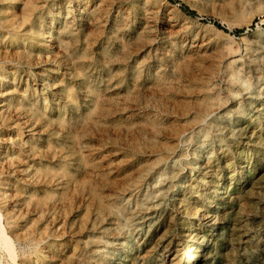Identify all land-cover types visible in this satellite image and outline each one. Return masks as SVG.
I'll return each instance as SVG.
<instances>
[{"label": "rangeland", "instance_id": "obj_1", "mask_svg": "<svg viewBox=\"0 0 264 264\" xmlns=\"http://www.w3.org/2000/svg\"><path fill=\"white\" fill-rule=\"evenodd\" d=\"M173 1L0 0V264H264V0Z\"/></svg>", "mask_w": 264, "mask_h": 264}, {"label": "bare ground", "instance_id": "obj_2", "mask_svg": "<svg viewBox=\"0 0 264 264\" xmlns=\"http://www.w3.org/2000/svg\"><path fill=\"white\" fill-rule=\"evenodd\" d=\"M9 1H11V0H9ZM28 2H29V0H27ZM32 1V0H31ZM113 1V0H112ZM13 2V1H12ZM34 2H35V0H34ZM108 2V1H107ZM31 3V2H30ZM45 3V2H44ZM97 3V2H96ZM100 3V2H99ZM98 3V4H99ZM103 3H105V1H103ZM141 3V2H140ZM101 4V3H100ZM113 4V3H112ZM23 5V4H22ZM42 5V4H41ZM87 5V4H86ZM107 5V4H106ZM28 6H30V5H28ZM45 6V5H44ZM27 7V6H26ZM41 7V6H40ZM96 7V6H95ZM101 7V6H100ZM99 7V8H100ZM109 7V6H108ZM102 8V7H101ZM107 8V7H106ZM108 9V8H107ZM106 9V10H107ZM23 9H21V11H22ZM94 10V9H93ZM25 11V10H24ZM90 11V10H89ZM10 12V11H9ZM8 12V13H9ZM53 12V11H52ZM105 12V11H104ZM23 13V12H22ZM95 13V12H94ZM97 13V12H96ZM156 13V12H155ZM152 14V13H151ZM127 15V14H126ZM148 15V14H147ZM153 15V14H152ZM160 15V14H159ZM15 16V15H14ZM107 16V15H106ZM161 16V15H160ZM96 17H97V15H96ZM108 17V16H107ZM15 18V17H14ZM106 18V17H105ZM20 19H21V16H20ZM23 19V18H22ZM21 19V20H22ZM118 19V18H117ZM148 19V18H147ZM158 19V18H157ZM160 19V18H159ZM10 20V19H9ZM14 20V19H13ZM72 20V19H71ZM76 20V19H75ZM99 20V19H98ZM149 20V19H148ZM78 21V20H77ZM145 21V20H144ZM157 21V20H156ZM5 22V21H4ZM21 23V22H20ZM73 23V22H72ZM92 23V22H91ZM103 23V22H102ZM107 23V22H106ZM164 23V22H163ZM75 24V23H74ZM73 24V25H74ZM95 25V24H94ZM99 25V24H98ZM172 25V24H171ZM75 26V25H74ZM97 26V25H96ZM98 27V26H97ZM158 27V26H157ZM57 29V28H56ZM66 29V28H65ZM64 29V30H65ZM99 29H101V28H99ZM142 30V29H141ZM172 30H173V28H172ZM76 31V30H75ZM96 31H97V29H96ZM5 32V31H4ZM74 32V31H73ZM88 32V31H87ZM98 32V31H97ZM170 32V31H169ZM94 33V32H93ZM99 35V34H98ZM97 35V36H98ZM102 35V34H101ZM44 36V35H43ZM94 37V36H93ZM107 37H109V36H107ZM50 38V37H49ZM49 38H47V39H49ZM62 38V37H61ZM70 38V37H69ZM95 38H97V37H95ZM14 39V38H13ZM93 39V38H92ZM109 40V39H108ZM70 41V40H69ZM38 42V41H37ZM134 42V41H133ZM17 43V42H16ZM22 43V42H21ZM71 44V43H70ZM73 44V43H72ZM93 44V43H92ZM106 44V43H105ZM151 44H152V42H151ZM91 45V44H90ZM90 45H88V46H90ZM147 45V44H146ZM149 45V44H148ZM73 46V45H72ZM71 46V47H72ZM50 47V46H49ZM47 49V48H46ZM18 51V50H17ZM5 52V51H4ZM24 52V51H23ZM57 52V51H56ZM26 56V55H25ZM4 57H5V55H4ZM24 58V57H23ZM36 58V57H35ZM79 59V58H78ZM116 59V58H115ZM190 59V58H189ZM24 60V59H23ZM26 60V59H25ZM83 61V60H82ZM192 61V60H191ZM34 62V61H33ZM109 62V61H108ZM12 63V62H11ZM13 64V63H12ZM56 65V64H55ZM36 66V65H35ZM190 67L192 66L193 67V65H189ZM197 66V65H196ZM112 67V66H111ZM189 69V68H188ZM191 69H193V68H191ZM195 70H197V69H195ZM10 71V70H9ZM181 71V70H180ZM183 71V70H182ZM187 71V70H186ZM177 72H178V70H177ZM189 72V71H188ZM179 73V72H178ZM182 74V73H181ZM184 74V73H183ZM187 75H188V73H187ZM191 75V74H190ZM186 76V75H185ZM185 76H183V77H185ZM194 76H196V75H194ZM201 76H204V75H201ZM118 77V76H117ZM193 77V76H192ZM1 78V77H0ZM196 78V77H195ZM175 79H177V78H175ZM180 79V78H179ZM179 79H177V80H179ZM188 79V78H187ZM191 79V78H190ZM189 79V80H190ZM181 80H184V78L183 79H181ZM186 80V79H185ZM8 81V80H7ZM95 81V80H94ZM192 81V80H191ZM9 82V81H8ZM170 82V81H169ZM173 82H174V79H173ZM210 83H211V81H209ZM74 83H75V81H74ZM179 83V82H178ZM181 83V82H180ZM197 83H198V81H197ZM209 83V84H210ZM109 84V83H108ZM208 84V85H209ZM178 85V84H177ZM161 86V85H160ZM159 86V87H160ZM166 86V85H165ZM167 87V86H166ZM165 87V88H166ZM171 87V86H170ZM179 87V86H178ZM100 88V87H99ZM112 88V87H111ZM164 88V87H163ZM162 88V89H163ZM172 88V87H171ZM176 88V87H175ZM210 88V87H209ZM96 89V88H95ZM174 89V88H173ZM196 89V88H195ZM47 90V89H46ZM52 90V89H51ZM168 90V89H167ZM162 91V90H161ZM160 91V92H161ZM174 91V90H173ZM172 91V92H173ZM204 91V90H203ZM206 91V90H205ZM167 92H171V91H167ZM190 92V91H189ZM189 92H188V94H189ZM3 94L5 93L4 91L2 92ZM7 93V92H6ZM5 93V94H6ZM107 93V92H106ZM159 93V92H158ZM162 93V92H161ZM166 92H164L163 94H165ZM175 93V92H174ZM179 93V92H178ZM3 94H1V95H3ZM4 94V95H5ZM114 94V93H113ZM177 94V93H176ZM184 96H186V93L184 92ZM194 94V93H193ZM124 95V94H123ZM182 95V94H181ZM198 95V94H197ZM223 95V94H222ZM58 96V95H57ZM56 96V97H57ZM179 96V95H178ZM119 97V96H118ZM131 97V96H130ZM120 98V97H119ZM129 98V97H128ZM122 99V98H121ZM131 99V98H130ZM166 99V98H165ZM114 100V99H113ZM118 100V99H117ZM124 100H125V98H124ZM164 100V99H163ZM208 100V99H207ZM212 100V99H211ZM39 101V100H38ZM111 101V100H110ZM120 101H122V100H120ZM161 101V100H160ZM166 101H169V100H167L166 99ZM171 101V100H170ZM183 101H184V99H183ZM245 101V100H244ZM244 101H242V102H244ZM46 102V101H45ZM119 102V101H118ZM174 103V105L172 106L171 105V107L170 106H168V107H170L171 108V110H169L170 112H168L167 113V115L169 114V115H171V117H172V120L173 121H179V119H181V118H187L189 115H192L191 114V112H192V110H195V108H194V106H192V105H183V104H181L180 102L179 103H177V102H175V101H173ZM185 102V101H184ZM186 102H188V101H186ZM202 102V101H201ZM3 103V102H2ZM62 103V102H61ZM124 103V102H123ZM172 103V102H171ZM192 103H194L193 102V100H192ZM203 103V102H202ZM170 104V103H169ZM197 104V103H196ZM1 105V104H0ZM134 105H135V103H134ZM222 105V104H221ZM116 107H117V105H115ZM114 106V107H115ZM124 106V108H125V105H123ZM127 106H128V104H127ZM119 107V106H118ZM129 107V106H128ZM131 107V106H130ZM139 107V106H138ZM159 107V106H158ZM127 108V107H126ZM133 108V107H132ZM163 108V107H162ZM119 109V108H118ZM144 109V108H143ZM161 109V108H160ZM164 109V108H163ZM203 109H204V107H203ZM215 109V108H214ZM216 109H218V107L216 108ZM111 110V109H110ZM113 110V109H112ZM120 110V109H119ZM118 110V111H119ZM139 110V109H138ZM205 110H206V108H205ZM2 111H3V109H2ZM11 111V110H10ZM65 111V110H64ZM114 111H116V110H114ZM145 111V110H144ZM156 111V110H155ZM163 111V110H162ZM216 111V110H215ZM5 112V111H4ZM6 112H7V110H6ZM12 112V111H11ZM14 112V111H13ZM120 112V111H119ZM118 112V113H119ZM125 112V111H124ZM133 112H135V111H133ZM132 112V113H133ZM139 112V111H138ZM46 113V112H45ZM108 113V112H107ZM129 113V112H128ZM131 113V114H132ZM160 113V112H159ZM163 113V112H162ZM214 113V112H213ZM6 114V113H5ZM27 114V113H26ZM98 114V113H97ZM109 114V113H108ZM112 114H114L113 112H112ZM111 114V115H112ZM166 114V113H165ZM204 114H205V112H204ZM211 114V113H210ZM194 115V114H193ZM15 116V115H14ZM132 116V115H131ZM262 116V115H261ZM5 117V116H4ZM12 117V116H11ZM170 117V116H169ZM41 118V117H40ZM108 118V117H107ZM106 118V119H107ZM15 119V118H14ZM104 119V118H103ZM201 119H202V117H201ZM205 119V118H204ZM203 119V120H204ZM197 120V118L196 117H192L191 118V121L192 122H195ZM202 120V121H203ZM251 120H253V119H251ZM27 121H29V120H27ZM12 122V121H11ZM252 122V121H251ZM29 123H31V122H29ZM157 123H160V122H154V123H152L153 125H157ZM200 123H201V121H200ZM259 123V122H258ZM139 124V123H138ZM177 124V123H176ZM1 125V124H0ZM22 125V124H21ZM24 126V125H23ZM32 126V125H31ZM194 126V125H193ZM260 126V125H259ZM11 127V126H10ZM25 127V126H24ZM79 127H81V126H79ZM99 127V126H98ZM142 126H140V128H141ZM153 127V126H152ZM195 127V126H194ZM100 128V127H99ZM145 128V127H144ZM146 128H147V126H146ZM150 128V127H149ZM186 128L187 127H184V129L186 130ZM211 128V127H210ZM261 128V127H260ZM30 129V128H29ZM80 129V128H79ZM82 129V128H81ZM134 129V128H133ZM154 129V128H153ZM152 129V130H153ZM156 129L157 130H159L158 131V133L161 135H163V136H167V135H170L171 136V133L173 132L174 134H177V132L179 131V129H181L182 130V128L181 127H176L175 125H174V123L172 122V121H170L167 125L165 124L164 125V123H163V125L160 127V126H156ZM244 129V128H243ZM12 130V129H11ZM19 130V129H18ZM28 130V129H27ZM101 130H102V128H101ZM115 130V129H114ZM119 130V129H118ZM123 130V129H122ZM141 130V129H140ZM190 130V129H189ZM78 131V130H77ZM81 131V130H80ZM106 131V130H105ZM109 131V130H108ZM117 131V130H116ZM136 131H137V129H136ZM148 131V130H147ZM240 131H241V129H240ZM185 132H187V131H185ZM184 132V133H185ZM239 132V131H238ZM242 132V131H241ZM21 133H23L22 131H21ZM35 133V132H34ZM43 133H45V132H43ZM79 133V132H78ZM117 133V132H116ZM115 133V135H117ZM118 133H119V131H118ZM121 133V132H120ZM133 133V132H132ZM152 133V132H151ZM217 133V132H216ZM251 133V132H250ZM254 133V132H253ZM25 134V133H24ZM81 134V133H80ZM113 134V133H112ZM154 134V133H153ZM212 134V133H211ZM215 134V133H214ZM220 134V133H219ZM114 135V136H115ZM123 135V134H122ZM124 135H126V134H124ZM134 135V134H133ZM137 135V134H136ZM157 135V134H156ZM182 135V134H181ZM49 136V135H48ZM132 136V135H131ZM250 136V135H249ZM126 137V136H125ZM129 137V136H128ZM133 137H135V135L133 136ZM169 137V136H168ZM26 138V137H25ZM108 138V137H107ZM110 138V137H109ZM136 138V137H135ZM38 139V138H37ZM129 139V138H128ZM2 140V139H1ZM103 140V139H102ZM237 139H235V141H236ZM20 141V140H19ZM48 142H49V140H48ZM161 142V141H160ZM246 143V142H245ZM261 143V142H260ZM103 144V143H102ZM111 144H113V143H111ZM230 144V143H229ZM238 144V143H237ZM27 145V144H26ZM101 145V144H100ZM108 145V144H107ZM163 145L165 146V147H167V148H169V147H172L173 145H169V143L168 142H164L163 143ZM182 145V144H181ZM225 145V144H224ZM232 145H234L233 143H232ZM20 146V145H19ZM231 146V145H230ZM244 146V145H243ZM263 146V145H262ZM101 148V146L99 147V149ZM111 148V147H110ZM132 148V147H131ZM130 148V149H131ZM225 148V147H224ZM231 148V147H230ZM248 148V147H247ZM246 148V149H247ZM263 148V147H262ZM227 149H229V148H227ZM245 150V149H244ZM36 151V150H35ZM148 151V150H147ZM149 151H151V153H153V151H155V152H157V153H160L161 154V152H162V149H149ZM230 151V150H229ZM243 151V150H242ZM28 152V151H27ZM48 152V151H47ZM46 152V153H47ZM118 152V151H117ZM145 152V151H144ZM187 152V151H186ZM225 152V151H224ZM116 153V152H115ZM169 153V152H168ZM176 153V152H175ZM242 153V152H241ZM243 153H245V151L243 152ZM111 154V153H110ZM147 154H149V152L147 153ZM155 154V153H154ZM185 154H187V153H185ZM222 154V153H221ZM251 154V153H250ZM197 155V154H196ZM111 156H113V155H111ZM188 156H189V154H188ZM161 157V156H160ZM180 157V156H179ZM207 157V156H206ZM100 158V157H99ZM110 158V157H109ZM182 158V157H181ZM256 158V157H255ZM104 159V158H103ZM127 159V158H126ZM125 159V160H126ZM216 159V158H215ZM98 160H100V159H98ZM129 160V159H128ZM130 160H131V158H130ZM201 160V159H200ZM119 161V160H118ZM121 162H122V160H120ZM180 161V160H179ZM250 161H251V159H250ZM117 162V161H116ZM115 162V163H116ZM124 162V161H123ZM126 162V161H125ZM124 162V163H125ZM129 162V161H128ZM119 163V162H118ZM178 163V162H177ZM258 163V162H257ZM129 164V163H128ZM158 164V163H157ZM114 165V164H113ZM178 165H179V163H178ZM180 166H181V164H180ZM185 166V165H184ZM190 167V166H189ZM193 167V166H192ZM219 166H217V168H218ZM239 167H241V166H239ZM184 168V167H183ZM224 168V167H223ZM253 168V167H252ZM158 169V168H157ZM213 169V168H212ZM90 170V169H89ZM119 170V169H118ZM138 170V169H137ZM152 170V169H151ZM146 171V170H145ZM196 171V170H195ZM216 171V170H215ZM234 171V170H233ZM132 172H134V171H132ZM239 172V171H238ZM117 173H118V171H117ZM174 173H176V172H174ZM235 173V172H234ZM124 174V173H123ZM128 174H129V172H128ZM133 174V173H132ZM135 175H136V173H135ZM178 175V174H177ZM138 176V175H137ZM147 176V175H146ZM176 176V175H175ZM206 176V175H205ZM133 177V176H132ZM139 177V176H138ZM138 177H136V178H138ZM258 177V176H257ZM118 178V177H117ZM122 178V177H121ZM120 178V179H121ZM176 178V177H175ZM217 178V177H216ZM231 178V177H230ZM260 178V177H259ZM119 179V180H120ZM174 179V178H173ZM173 179H171V180H173ZM240 179V178H239ZM125 180V179H124ZM128 180V179H127ZM168 180V179H167ZM100 181V180H99ZM139 181V180H138ZM200 181V180H199ZM257 181V180H256ZM110 182V181H109ZM119 182H121V181H119ZM171 182V181H170ZM202 182V181H201ZM220 182V181H219ZM230 182V181H229ZM103 183V182H102ZM114 183V182H113ZM118 183V182H117ZM116 183V184H117ZM140 183V182H139ZM142 183V182H141ZM196 184V183H195ZM215 184H217V183H215ZM113 185V184H112ZM119 185V184H118ZM117 185V186H118ZM125 185H127V184H125ZM211 185V184H210ZM115 186V185H114ZM136 186V185H135ZM134 186V187H135ZM199 186V185H198ZM203 186V185H202ZM103 187V186H102ZM109 187V186H108ZM111 187V186H110ZM124 187V186H123ZM122 187V188H123ZM173 188V187H172ZM114 189V188H113ZM130 189V188H129ZM169 189V188H168ZM171 189V188H170ZM169 189V190H170ZM200 189V188H199ZM111 190V189H110ZM121 190V189H120ZM136 190V189H135ZM245 190V189H244ZM114 191V190H113ZM203 191V190H202ZM208 191H209V189H208ZM124 192H126V191H124ZM204 192V191H203ZM124 194V193H123ZM191 195V194H190ZM189 195V196H190ZM212 195V194H211ZM240 195V194H239ZM106 195L104 194V197H105ZM192 196V195H191ZM87 197V196H86ZM155 197V196H154ZM200 198V197H199ZM108 199H109V197H108ZM209 199V198H208ZM195 200V199H194ZM198 201V200H197ZM190 202V201H189ZM93 203V202H92ZM168 203V202H167ZM202 203H204V202H202ZM196 204V203H195ZM221 205V204H220ZM92 208V207H91ZM198 208H199V206H198ZM122 209V208H121ZM204 210V209H203ZM191 211V210H190ZM202 211V210H201ZM172 212H173V210H172ZM203 212V211H202ZM195 213H196V210H195ZM205 214V213H204ZM186 215V214H185ZM194 215V214H193ZM129 216H130V214H129ZM160 216H162V215H160ZM200 216V215H199ZM193 217V216H192ZM128 218H130V217H128ZM204 218V217H203ZM187 219H188V217H187ZM173 221H174V219H172ZM171 220V221H172ZM102 221V220H101ZM168 221V220H167ZM190 224V223H189ZM189 228V227H188ZM176 229V228H175ZM150 230V229H149ZM183 230H184V228H183ZM16 235H17V233H16ZM1 237V236H0ZM210 237L211 236H208V238H206L205 240H209L210 239ZM156 238V237H155ZM159 238H161V237H159ZM178 238V237H177ZM7 239V238H6ZM8 241H9V239H7ZM162 240H163V238H162ZM193 240V239H192ZM198 240V239H197ZM11 241V240H10ZM196 241V240H195ZM4 242V241H3ZM42 242V241H41ZM216 242V241H215ZM9 243V242H8ZM199 244H202V242L200 241L199 242ZM5 245H8V244H6L5 243ZM8 246H10V245H8ZM180 247V246H179ZM182 247V246H181ZM7 248H9V247H7ZM182 249V248H181ZM176 250V249H175ZM174 250V251H175ZM189 250V249H188ZM200 250V248L198 247L197 248V250H194L192 253H190L189 254V258H188V264H191L194 260H196L197 258H196V256H197V253H198V251ZM41 251V250H40ZM185 254V253H184ZM181 255V254H180ZM183 255V254H182ZM198 255H200V254H198ZM184 256V255H183ZM29 258H31V257H29ZM35 258H36V256H35ZM182 258V257H181ZM28 261V260H27ZM180 261V260H179ZM182 261V260H181ZM179 263V262H178ZM175 264V263H174ZM180 264V263H179Z\"/></svg>", "mask_w": 264, "mask_h": 264}, {"label": "trees", "instance_id": "obj_3", "mask_svg": "<svg viewBox=\"0 0 264 264\" xmlns=\"http://www.w3.org/2000/svg\"><path fill=\"white\" fill-rule=\"evenodd\" d=\"M171 1H173V0H171ZM174 2V1H173ZM185 9V8H184ZM186 10V9H185ZM187 11V10H186ZM188 12V14H190V15H195V12L194 11H187ZM209 22L210 23H212V24H214L216 27H218V28H222V26L217 22V21H214V20H209ZM244 30V28H240V29H235V30H233L232 31V33L233 34H236V35H238L239 33H241L242 31Z\"/></svg>", "mask_w": 264, "mask_h": 264}]
</instances>
